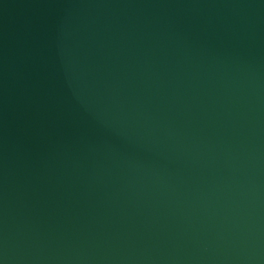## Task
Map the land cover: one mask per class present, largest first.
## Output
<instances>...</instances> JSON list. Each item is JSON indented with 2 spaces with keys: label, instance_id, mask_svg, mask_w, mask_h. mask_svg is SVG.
<instances>
[{
  "label": "water",
  "instance_id": "1",
  "mask_svg": "<svg viewBox=\"0 0 264 264\" xmlns=\"http://www.w3.org/2000/svg\"><path fill=\"white\" fill-rule=\"evenodd\" d=\"M0 264H264V0H0Z\"/></svg>",
  "mask_w": 264,
  "mask_h": 264
}]
</instances>
